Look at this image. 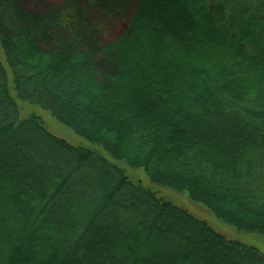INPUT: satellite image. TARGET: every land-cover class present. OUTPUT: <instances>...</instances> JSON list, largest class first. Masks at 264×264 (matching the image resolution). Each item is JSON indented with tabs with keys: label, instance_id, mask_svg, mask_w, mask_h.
<instances>
[{
	"label": "trees",
	"instance_id": "obj_1",
	"mask_svg": "<svg viewBox=\"0 0 264 264\" xmlns=\"http://www.w3.org/2000/svg\"><path fill=\"white\" fill-rule=\"evenodd\" d=\"M0 52V264H264L152 189L264 237V0H0Z\"/></svg>",
	"mask_w": 264,
	"mask_h": 264
},
{
	"label": "rangeland",
	"instance_id": "obj_2",
	"mask_svg": "<svg viewBox=\"0 0 264 264\" xmlns=\"http://www.w3.org/2000/svg\"><path fill=\"white\" fill-rule=\"evenodd\" d=\"M1 54V52H0ZM22 111L21 114L24 116L37 115L42 118L46 127L56 135L68 140L73 145H87V142L79 137L74 131L60 124L51 114L47 111H43L37 106H30L28 104L22 103ZM131 178L135 181L139 180L145 186H149L150 181L147 176L144 174L143 170L138 169H129L126 168ZM152 187V186H151ZM153 190L161 193L163 197L168 200L173 201V203L178 204L180 206H184L189 209L194 215L197 217L208 221L218 232L225 235L227 238L231 240L240 241L246 243L247 245H254L260 249L261 252L264 253V237L239 232L236 229L220 222L215 216L209 212L207 209L202 207L201 205L195 204L190 200V198L184 193H178L172 191L170 189L160 188V187H152Z\"/></svg>",
	"mask_w": 264,
	"mask_h": 264
}]
</instances>
